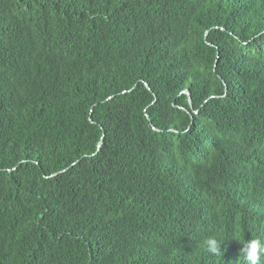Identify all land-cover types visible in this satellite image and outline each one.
<instances>
[{
	"label": "trees",
	"instance_id": "1",
	"mask_svg": "<svg viewBox=\"0 0 264 264\" xmlns=\"http://www.w3.org/2000/svg\"><path fill=\"white\" fill-rule=\"evenodd\" d=\"M252 239L264 0H0V264H247Z\"/></svg>",
	"mask_w": 264,
	"mask_h": 264
},
{
	"label": "clouds",
	"instance_id": "2",
	"mask_svg": "<svg viewBox=\"0 0 264 264\" xmlns=\"http://www.w3.org/2000/svg\"><path fill=\"white\" fill-rule=\"evenodd\" d=\"M58 72L65 76L69 74V71L66 70H60ZM205 243L208 251L214 254H220V245L215 239L210 238ZM239 252L247 264H261L262 259H264V244L259 239H252L246 241L243 247L239 249Z\"/></svg>",
	"mask_w": 264,
	"mask_h": 264
},
{
	"label": "water",
	"instance_id": "3",
	"mask_svg": "<svg viewBox=\"0 0 264 264\" xmlns=\"http://www.w3.org/2000/svg\"><path fill=\"white\" fill-rule=\"evenodd\" d=\"M145 86H146L147 88H149L148 85H147L146 83H145ZM183 93L187 94V96H188V101H189V103L191 104V98H190V96H189V93H188L187 91H184ZM100 145H101V143L98 145V147H100Z\"/></svg>",
	"mask_w": 264,
	"mask_h": 264
}]
</instances>
